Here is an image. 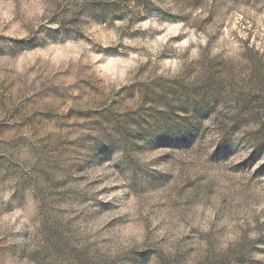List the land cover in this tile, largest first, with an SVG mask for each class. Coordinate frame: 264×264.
<instances>
[{
	"label": "rangeland",
	"instance_id": "374dc122",
	"mask_svg": "<svg viewBox=\"0 0 264 264\" xmlns=\"http://www.w3.org/2000/svg\"><path fill=\"white\" fill-rule=\"evenodd\" d=\"M0 264H264V0H0Z\"/></svg>",
	"mask_w": 264,
	"mask_h": 264
}]
</instances>
